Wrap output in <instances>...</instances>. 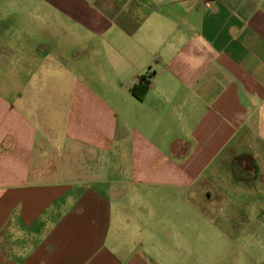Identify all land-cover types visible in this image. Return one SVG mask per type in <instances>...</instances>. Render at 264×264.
I'll return each instance as SVG.
<instances>
[{
    "label": "crops",
    "instance_id": "0c3cea01",
    "mask_svg": "<svg viewBox=\"0 0 264 264\" xmlns=\"http://www.w3.org/2000/svg\"><path fill=\"white\" fill-rule=\"evenodd\" d=\"M0 264H264V0H0Z\"/></svg>",
    "mask_w": 264,
    "mask_h": 264
},
{
    "label": "built area",
    "instance_id": "2783aa9c",
    "mask_svg": "<svg viewBox=\"0 0 264 264\" xmlns=\"http://www.w3.org/2000/svg\"><path fill=\"white\" fill-rule=\"evenodd\" d=\"M150 80H151V74H147L143 78H141V82H143L146 85L150 84Z\"/></svg>",
    "mask_w": 264,
    "mask_h": 264
},
{
    "label": "rangeland",
    "instance_id": "374dc122",
    "mask_svg": "<svg viewBox=\"0 0 264 264\" xmlns=\"http://www.w3.org/2000/svg\"><path fill=\"white\" fill-rule=\"evenodd\" d=\"M13 6H14V4H12V9L10 8L11 10H14V9L18 10L19 9V4H16L14 7ZM12 13H13V11H12ZM8 22H11L10 18H9Z\"/></svg>",
    "mask_w": 264,
    "mask_h": 264
}]
</instances>
